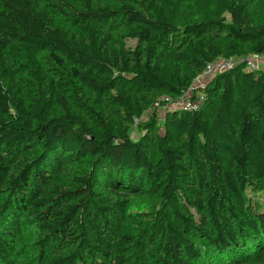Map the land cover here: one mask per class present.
I'll use <instances>...</instances> for the list:
<instances>
[{
	"label": "trees",
	"instance_id": "obj_1",
	"mask_svg": "<svg viewBox=\"0 0 264 264\" xmlns=\"http://www.w3.org/2000/svg\"><path fill=\"white\" fill-rule=\"evenodd\" d=\"M262 55L264 0H0V264H264V66L155 108Z\"/></svg>",
	"mask_w": 264,
	"mask_h": 264
},
{
	"label": "built area",
	"instance_id": "obj_2",
	"mask_svg": "<svg viewBox=\"0 0 264 264\" xmlns=\"http://www.w3.org/2000/svg\"><path fill=\"white\" fill-rule=\"evenodd\" d=\"M246 63L248 69L251 71H257L264 66V55L257 58H232L228 60H222L214 63H209L203 70L202 75L195 81L192 87L185 92L178 100H172L170 98L163 97L162 104L158 103L155 108L160 110L162 120L167 113L181 111V112H196L201 110L203 105L207 102V97L201 92H197L198 88H203L207 85L209 80L217 72L223 70H231L237 65ZM148 114V113H147ZM147 114L144 116L146 117ZM144 117V118H145ZM135 124H139V120H135Z\"/></svg>",
	"mask_w": 264,
	"mask_h": 264
},
{
	"label": "rangeland",
	"instance_id": "obj_3",
	"mask_svg": "<svg viewBox=\"0 0 264 264\" xmlns=\"http://www.w3.org/2000/svg\"><path fill=\"white\" fill-rule=\"evenodd\" d=\"M128 45H129L130 47H133V46L135 45V42H134V41H130ZM209 80H210V79H209ZM209 80H207V83H208Z\"/></svg>",
	"mask_w": 264,
	"mask_h": 264
}]
</instances>
